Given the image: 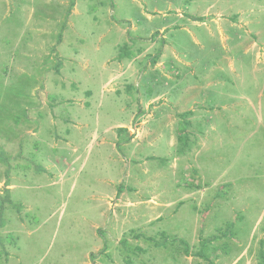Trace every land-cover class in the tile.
<instances>
[{"label":"rangeland","instance_id":"1","mask_svg":"<svg viewBox=\"0 0 264 264\" xmlns=\"http://www.w3.org/2000/svg\"><path fill=\"white\" fill-rule=\"evenodd\" d=\"M261 252L264 0H0V264Z\"/></svg>","mask_w":264,"mask_h":264},{"label":"trees","instance_id":"2","mask_svg":"<svg viewBox=\"0 0 264 264\" xmlns=\"http://www.w3.org/2000/svg\"><path fill=\"white\" fill-rule=\"evenodd\" d=\"M156 37H157V35H154V37H153V39L155 40L156 39ZM162 45H164V42H163V44ZM159 52H160V50H159ZM158 59H159V57H158V55H156V57L154 56V57H152L151 58V61H152V63L153 64H155L157 61H158ZM60 65V64H59ZM7 71H9V70H7ZM6 74H8V72H6ZM121 130V129H120ZM122 132H124L123 131V129H122ZM186 136V135H185ZM185 136L184 135H180V137H179V139L182 141V143H183V139L185 138ZM183 137V138H182ZM261 255H262V257H263V253L261 252ZM263 260H264V257H263ZM210 264H213V263H210Z\"/></svg>","mask_w":264,"mask_h":264}]
</instances>
